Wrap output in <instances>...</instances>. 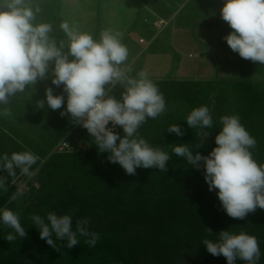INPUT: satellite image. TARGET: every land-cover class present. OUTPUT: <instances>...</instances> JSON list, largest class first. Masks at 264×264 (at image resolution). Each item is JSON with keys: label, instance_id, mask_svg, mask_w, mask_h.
Listing matches in <instances>:
<instances>
[{"label": "clouds", "instance_id": "obj_1", "mask_svg": "<svg viewBox=\"0 0 264 264\" xmlns=\"http://www.w3.org/2000/svg\"><path fill=\"white\" fill-rule=\"evenodd\" d=\"M39 12L34 0H0V106L37 81L50 80L41 107L46 104L47 109H59L61 116H69L72 123L86 129L97 151L107 154L109 163L119 164L133 176L137 168L166 172L169 152L139 133L148 118L155 119L166 111V99L146 71L132 74V66L126 64L129 50L121 34L105 28L94 38L64 20L59 28L66 41L58 42L51 35L52 24L37 19ZM219 14L230 27L223 35L229 48L243 59L264 65V0H222ZM118 85L122 89L119 96L112 93ZM184 121L189 128L200 129L202 138L215 128L213 116L203 104L192 108ZM116 126L122 134L114 130ZM166 130L176 137L184 134L177 123ZM213 140L207 154L184 143L175 144L172 153L202 169L208 190L215 191L229 217L246 221L249 213L264 209V164H258L250 151L257 141L235 113L220 117ZM38 160L29 149L0 151V191L7 189L8 177H15L17 170L25 176L35 175L32 166ZM22 194L23 187L18 186L11 199ZM31 221L39 238L54 249L57 240L70 249L80 243V238L89 247H95L100 239L87 216L74 222L71 213L49 211L43 216L32 214ZM0 225L13 230L5 236L8 241L28 235L19 213L6 206H0ZM206 229L216 234L200 243L211 255H222L226 264H236L237 260L261 264L264 252L254 234L242 228L233 230L231 225L218 232L208 226Z\"/></svg>", "mask_w": 264, "mask_h": 264}, {"label": "trees", "instance_id": "obj_2", "mask_svg": "<svg viewBox=\"0 0 264 264\" xmlns=\"http://www.w3.org/2000/svg\"><path fill=\"white\" fill-rule=\"evenodd\" d=\"M195 2L191 4L199 8L205 3ZM34 3L40 8L37 19L52 24L51 35L65 38L59 28L63 21L61 0ZM151 79L163 92L167 109L155 119L148 118L139 133L169 152L167 171L137 168L136 175L126 174L119 164L107 161L106 153L97 151L86 129L78 124L69 126L76 139L71 146L39 155L32 166L35 175L25 176L17 170L15 177H8L7 189L0 191V206L17 211L28 233L25 238L8 241L5 236L13 230L0 225V264H226L222 255L213 256L200 244L204 238H215L206 226L213 232L230 225L233 230L242 228L258 238L264 252V209L249 213L246 221L229 217L215 191L208 190L202 169L172 153L175 144L184 143L207 154L220 117L235 113L257 141L250 149L254 160L264 164V81L247 77L243 65L235 78ZM121 91L119 85L112 89L117 96ZM202 104L208 106L216 128L204 138L200 129L189 128L184 121L192 108ZM173 123L184 128L183 136L166 130ZM114 130L122 134L119 126ZM25 149L29 148L0 125V151ZM3 174L7 176L6 171ZM19 178L25 181L26 189L12 200ZM49 211L71 213L74 222L89 217L91 229L100 234L96 246L89 247L84 238L70 249L60 240L56 241L57 249L47 245L39 238L31 216ZM236 264L243 262L237 260Z\"/></svg>", "mask_w": 264, "mask_h": 264}, {"label": "rangeland", "instance_id": "obj_3", "mask_svg": "<svg viewBox=\"0 0 264 264\" xmlns=\"http://www.w3.org/2000/svg\"><path fill=\"white\" fill-rule=\"evenodd\" d=\"M109 1L111 0H62L61 3H63L62 10L67 7V9L72 11L70 6L75 8L82 7V9L80 8V13L75 10L68 14L72 15V17L82 15L88 8L90 10L94 9L91 14L86 15L85 27L90 32L92 30L94 33V18L96 16L97 18L99 17L100 25L105 20L111 21L110 25L114 26L113 30L121 34V40L129 50L126 64L132 66V74L143 70L148 73L150 78L154 79L169 76L175 79L204 80L235 78L238 75L239 66L243 65L247 77L255 81H264V65L241 58L229 48L223 39V35L230 30V27L219 14L222 0H208V3L203 4L200 8L193 7L192 4L196 2L195 0H191L181 12H173L171 14L170 17L173 20V24L180 25L189 32L191 39H186V44L172 46L171 37L168 34L171 30L169 25L166 32L164 34L161 33V37L148 45V48H146V40L148 39V35L154 31L152 25V18L154 16L146 12V7L143 4L137 3L135 6L134 3L133 8H129L125 6L127 0H117V4L113 6ZM135 1L138 2L139 0ZM165 1L158 0L157 2L164 3L163 5L169 8L174 6L169 0L167 3ZM134 15L135 19H133ZM70 22H72L71 19ZM100 27L98 33L100 29H105ZM195 28L198 30L208 28V32L203 33L206 31H199L200 34L197 36L195 35ZM146 31H149V33ZM130 37H133V39L130 40ZM139 37L145 39V42L139 43ZM150 49L153 52L158 51L159 53L153 55L152 52L149 53L148 50ZM148 54L150 58L146 67L145 57ZM34 103V101L30 102V104ZM26 107L27 105L20 107L19 111H26ZM12 109L16 111L14 107ZM73 140L75 141L76 139L70 135L65 140L59 142L55 148L69 147L71 146L70 142L72 143ZM30 141L29 143L33 144V141ZM62 142H65V144L62 145ZM39 143L42 144L43 142L39 141ZM18 186H22L23 190L26 189L25 181L19 178Z\"/></svg>", "mask_w": 264, "mask_h": 264}, {"label": "crops", "instance_id": "obj_4", "mask_svg": "<svg viewBox=\"0 0 264 264\" xmlns=\"http://www.w3.org/2000/svg\"><path fill=\"white\" fill-rule=\"evenodd\" d=\"M157 1L158 0H139L138 2H136L135 0H127L125 2V6H128L129 8H133L134 3L135 6L137 3L143 4L146 7V12L154 16L152 18L154 31L150 33V35H148V39L146 40V48L149 47L148 45L154 43L155 40L161 37V33L164 34L169 25L171 27V30L168 34L169 37H171L172 46L183 45L185 43V40H188L190 38L189 32L186 28L177 24H173V20L170 16L171 14H173V12L179 13L189 0H169L174 5L173 7H170L173 9H170L169 7L163 5L164 3L161 4V1ZM204 1V4L208 3V0ZM109 2H111L112 6L117 4V0H111ZM167 2L168 0L165 1V3ZM62 5L63 3H61L60 5V14L62 16V20H67L70 25L76 27L81 31L89 32L94 38H98L99 34L101 33V29L98 33L100 26V28H114L112 24L110 25L111 21L109 20H105V22L100 25L99 17L97 18L96 16L94 18V33L92 30L90 32L89 30H86L85 27V21L87 19L86 15L91 14L94 9L90 10V8H88L82 15L72 17V15L70 16L68 14L75 10L80 13V8L82 9V7L75 8L73 6H70L72 9V11H70L69 9H67V7L62 10ZM70 19L72 22H70ZM133 19H135V15L133 16ZM207 29L208 28H206L205 30H198L197 28H195V35L198 36V34H200L199 31H206L203 33H207ZM146 32L149 33V31ZM129 39L131 40L133 39V37H130ZM60 40L66 41V36L65 38L57 39L58 42ZM138 42L144 43L145 39L139 37ZM158 53V51L152 52L153 55ZM149 58L150 55H146V67L148 65ZM47 84H50V80L37 81V83L33 87L28 86L23 93H18L16 96L11 97L7 105L0 106V125L9 134L23 143L38 156L44 154L46 151H52L59 142L68 138L73 128H70L69 126L76 125L71 122V118L69 116H61L59 109L55 111L50 108L47 109L46 104L41 107V99L44 98V88ZM55 91L61 92L62 90L60 88H55ZM32 101H34L35 103L30 104V102ZM26 105V111L20 112L19 108ZM12 107H14L16 111H14ZM30 140L33 141V144L29 143L31 142ZM39 141L43 143L40 144Z\"/></svg>", "mask_w": 264, "mask_h": 264}, {"label": "built area", "instance_id": "obj_5", "mask_svg": "<svg viewBox=\"0 0 264 264\" xmlns=\"http://www.w3.org/2000/svg\"><path fill=\"white\" fill-rule=\"evenodd\" d=\"M65 144V142H62V145H64ZM59 149H62V148H59Z\"/></svg>", "mask_w": 264, "mask_h": 264}]
</instances>
